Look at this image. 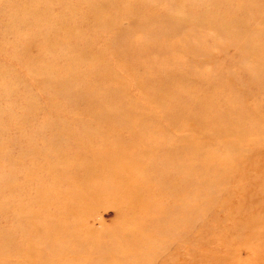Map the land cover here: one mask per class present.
Masks as SVG:
<instances>
[{
	"label": "rangeland",
	"instance_id": "1",
	"mask_svg": "<svg viewBox=\"0 0 264 264\" xmlns=\"http://www.w3.org/2000/svg\"><path fill=\"white\" fill-rule=\"evenodd\" d=\"M0 264H264V0H0Z\"/></svg>",
	"mask_w": 264,
	"mask_h": 264
}]
</instances>
